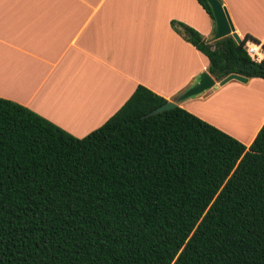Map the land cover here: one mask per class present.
<instances>
[{
    "label": "trees",
    "instance_id": "1",
    "mask_svg": "<svg viewBox=\"0 0 264 264\" xmlns=\"http://www.w3.org/2000/svg\"><path fill=\"white\" fill-rule=\"evenodd\" d=\"M170 27L214 81L264 82L249 36ZM166 102L136 86L75 138L0 99V264H264V121L245 146L177 106L147 116Z\"/></svg>",
    "mask_w": 264,
    "mask_h": 264
},
{
    "label": "crops",
    "instance_id": "2",
    "mask_svg": "<svg viewBox=\"0 0 264 264\" xmlns=\"http://www.w3.org/2000/svg\"><path fill=\"white\" fill-rule=\"evenodd\" d=\"M220 2L239 39L246 35L264 47V0ZM171 21L214 40L211 20L196 0H0V99L75 138L103 124L136 86L175 101L207 73L208 62L172 30ZM229 82L176 106L248 146L264 115L243 141L218 117L246 123L252 119L246 117L250 100L236 103L230 113L216 106L264 82ZM239 118L244 122L237 123Z\"/></svg>",
    "mask_w": 264,
    "mask_h": 264
},
{
    "label": "water",
    "instance_id": "3",
    "mask_svg": "<svg viewBox=\"0 0 264 264\" xmlns=\"http://www.w3.org/2000/svg\"><path fill=\"white\" fill-rule=\"evenodd\" d=\"M213 17L214 22V40L221 39L226 36H230L236 43H239V37L234 33L233 27L230 23L228 15L224 7L217 0H206ZM229 81H237L245 83L246 78L235 74H229L217 83L206 72H202L198 75L195 82L182 92L175 101H167L165 104L155 108L147 114V116L156 115L160 112L172 109L176 104L187 98H191L202 94L203 92L212 89L217 86H222Z\"/></svg>",
    "mask_w": 264,
    "mask_h": 264
},
{
    "label": "rangeland",
    "instance_id": "4",
    "mask_svg": "<svg viewBox=\"0 0 264 264\" xmlns=\"http://www.w3.org/2000/svg\"><path fill=\"white\" fill-rule=\"evenodd\" d=\"M236 82L237 81H230L228 84H237ZM262 89L264 90L263 86H259V87H257V89H251L250 88L249 89L250 91H247L246 95H243V94H240V96L238 95L236 97V99L226 102V106L224 104H219L216 106V108L220 111L221 110L222 111L223 110H226V111L230 110L231 111V108H234V105L236 103L241 102V101H245L246 99L250 100L249 102H247V104H249L247 108H249V109H248V113H247L246 117H249V115H251L250 118H252V119H250V120L247 119L248 121L246 123H244V124H233L230 122V124H229V123L225 122L224 119L218 117L223 122V124L226 125L225 126L226 130H228L230 133H232L233 135H235L239 139H243V141H246L250 137V135L253 133L257 124L259 123V121L261 120V118L264 115V94H263L264 92H262ZM233 92H235V89H232L230 91V93H233ZM253 97H256V98H253ZM253 104L255 105V108L253 107ZM256 106H258V111H256ZM259 106H261V110H259ZM230 111H229V113H230ZM233 112H235V111H233ZM233 115H239V114H236V112H235ZM236 117H240V116H236ZM240 119L241 118L238 119L237 123H239L240 121L244 122L243 120H240ZM253 123H255L254 126H253ZM252 126H253V128L250 130V127H252Z\"/></svg>",
    "mask_w": 264,
    "mask_h": 264
},
{
    "label": "built area",
    "instance_id": "5",
    "mask_svg": "<svg viewBox=\"0 0 264 264\" xmlns=\"http://www.w3.org/2000/svg\"><path fill=\"white\" fill-rule=\"evenodd\" d=\"M243 49L247 57L253 62H259L264 57L263 47L255 40L246 39Z\"/></svg>",
    "mask_w": 264,
    "mask_h": 264
},
{
    "label": "bare ground",
    "instance_id": "6",
    "mask_svg": "<svg viewBox=\"0 0 264 264\" xmlns=\"http://www.w3.org/2000/svg\"><path fill=\"white\" fill-rule=\"evenodd\" d=\"M260 90H261V89H260ZM262 92H264L263 89H262ZM263 94H264V93H263ZM235 118H236V117H235ZM231 119H232V118H231ZM233 119H234V118H233ZM236 119H237V118H236ZM236 119H234V120H236ZM240 120H241V119H240ZM236 134H237V133H236Z\"/></svg>",
    "mask_w": 264,
    "mask_h": 264
}]
</instances>
